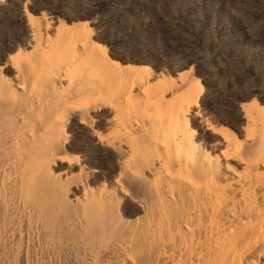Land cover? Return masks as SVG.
<instances>
[{"label":"bare ground","instance_id":"6f19581e","mask_svg":"<svg viewBox=\"0 0 264 264\" xmlns=\"http://www.w3.org/2000/svg\"><path fill=\"white\" fill-rule=\"evenodd\" d=\"M141 3L152 0H129L104 19L105 28L124 16H136L133 4ZM17 9L9 15L4 12L0 18V59L7 51L13 53L0 65V177L5 187L12 183L18 191L15 203H8L5 195L0 199L3 217L16 213L48 230L58 229L59 221L67 218L60 213L70 201L69 190L52 170L53 162L62 152L69 151L94 160L102 152L100 144H110L116 151L127 142L133 154L127 158L121 149L116 151L121 162L119 175L139 176L149 166L155 177V199L146 205L145 219L132 235L114 246L115 257L102 264H248L256 252L264 250V165L260 166L264 158L241 152L234 142L235 134L221 155L239 158L237 164L245 163L243 170L224 168L219 156L212 157L203 149L193 126L194 117L201 118V124L205 122L202 110L195 111L200 106L202 88L196 90L197 86L189 83L185 75H179L181 78H175L170 85L167 81L154 82L158 67L153 65L124 66L120 62L123 52L136 50L142 44V36L126 40L128 47L121 52L95 37L87 22L71 18V24L57 26L55 34H50L51 24L42 22L43 15L25 10V16H21ZM24 17L33 46L29 42L16 43L28 30L15 29L16 21H24ZM154 29L149 35H155ZM245 35L246 31L237 30L229 39L233 42ZM21 56L22 62L17 60ZM6 68L13 69L15 75L5 74ZM100 68L107 70L108 81L94 84L91 77ZM63 81L67 84L62 85ZM171 91L179 94L176 105L161 109ZM80 108V123L90 128L94 122L92 112L116 109L118 133L111 138L99 128H92L100 144L84 140L81 126L75 123L77 126L72 128L74 123H68ZM127 110L137 114L138 125L148 132L136 135L134 124L129 126L124 120ZM242 110L248 130L251 126L260 127L259 146L264 151V109L257 114L246 107ZM165 121H170L167 127ZM159 122L164 125L157 130ZM68 128L75 130L71 140ZM212 129L217 135L222 134ZM78 142H82L79 147L75 144ZM82 200L76 201L82 203V221L89 229V241L98 221L95 216L107 207L108 200L92 190ZM9 223L0 224V228L4 230ZM9 231L13 236V229ZM132 251H142L149 262L130 261Z\"/></svg>","mask_w":264,"mask_h":264},{"label":"rangeland","instance_id":"374dc122","mask_svg":"<svg viewBox=\"0 0 264 264\" xmlns=\"http://www.w3.org/2000/svg\"><path fill=\"white\" fill-rule=\"evenodd\" d=\"M103 1L0 0V16L6 11V14H11L15 8H19L17 11L21 16H25V10H36V15H43L42 22H50V34H55L57 26L71 24V18L77 22H87L95 37H100L108 48L116 47L121 52L124 47H128V43H124L126 40L136 36L144 37L136 50L123 52L120 62L124 66L158 67L153 77L154 82L167 81L168 84L175 78H181L179 75H185L189 83L197 86L196 90L202 88L200 106L195 111L202 110L205 122L201 124V118L194 117L195 113L192 117L196 139L203 149L211 153L212 157L219 156L224 168L229 166L231 169L243 170L245 163L237 164L239 158L221 155L227 145L234 141L235 134L237 139L234 142L239 145L241 152L261 160L264 158V151L259 146L260 127L251 126L248 130L249 123L242 110L246 107L257 114L260 109H264V0H152L150 5L133 4L138 12L136 16H124L122 20L106 28L104 19L115 14L129 0H109L100 4ZM153 27L156 33L151 36L149 34ZM15 29H28L26 35L17 39V44L29 42L34 45L25 17L24 21H16ZM237 30L246 31V35L231 42L229 37ZM257 31L259 35H255ZM10 54L13 53L7 51L5 57L0 59V65L7 62ZM17 60L22 62L23 56ZM4 72L11 77L15 75L13 69L6 68ZM108 76L107 70L100 68L95 71L91 81L98 84L105 79L108 81ZM61 84L66 85L67 82L63 81ZM174 91L160 105L161 109L176 105L175 98L179 94ZM79 101V105L83 103V99ZM81 109L71 115L68 123H74L72 128L77 124L81 126L80 132L85 134L84 140L100 144L92 133V128H99L111 138L118 133L116 109L106 108L92 112V128L80 123L83 114ZM225 113L228 114L225 116ZM124 114L127 124H134L136 135L148 132L147 129L143 130L145 127L138 125L135 112L127 110ZM158 124L157 130L164 125L163 122ZM169 124L170 121H165L164 127ZM213 127L222 136L213 132ZM72 128H68L70 140L75 135ZM81 143L75 144L79 147ZM112 147L110 144H100L103 153H99L94 160L92 157L85 159L83 153H76L81 156L75 159V152L69 151L62 152L53 162L52 170L58 181L69 190L66 199L70 201L60 213L67 215V218L61 223L59 221L58 229L48 230L16 213L10 218L3 217L0 201V224L5 226L10 221L4 230L0 228V264H102L115 257L114 246L126 236H131L136 226L144 221L146 205L155 199V177L149 166L145 167L142 175L127 174L120 177L121 162L116 151L121 149L129 158L133 149L127 142L119 150L115 151ZM262 165L264 164L260 166ZM89 190L101 193L108 200V205L102 213L100 210V215L96 213L98 216L95 219L98 221L95 229L93 227V237L88 235L92 239L89 237L90 240L87 241L89 229L84 227L86 223L82 221V203L76 200H84ZM4 195L8 203H15L18 191L12 183L5 187L3 178L0 177V199ZM10 229L14 231L13 236L10 235ZM131 254L130 261L134 259L139 263L149 262L142 251H132ZM248 264H264V250L256 252Z\"/></svg>","mask_w":264,"mask_h":264}]
</instances>
